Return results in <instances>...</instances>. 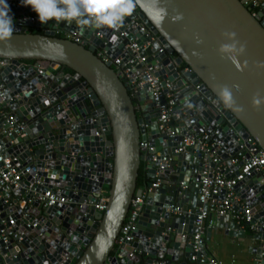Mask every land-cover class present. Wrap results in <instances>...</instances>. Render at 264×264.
Segmentation results:
<instances>
[{
    "label": "water",
    "instance_id": "water-1",
    "mask_svg": "<svg viewBox=\"0 0 264 264\" xmlns=\"http://www.w3.org/2000/svg\"><path fill=\"white\" fill-rule=\"evenodd\" d=\"M7 3L15 31L10 41L0 42V58L8 61L0 81L9 103L4 109L20 125L1 138L7 151L18 157L17 166L30 170L13 192V205L0 197V227L2 219L11 216L23 232L21 239L0 240V264H193L196 253L189 238L197 231L195 214H174L169 206L197 211L203 158L192 148L187 153H176L175 148L190 124L217 141L225 159L248 137L264 149V9L254 16L241 0H136L144 22L166 49L157 58L162 66L158 74H168L176 90L175 112L180 118L174 117L176 135L169 136L158 128L160 113L150 92L140 91L137 110L124 81L97 57L93 45L86 47L55 30L78 31L111 53L123 49L127 38L108 28L81 33L74 23L55 21L40 24L49 28L44 33L31 32L29 27L38 25L31 21V7L21 0ZM181 14L182 19H173ZM225 32H235L236 40L245 45V52L237 56L239 68L228 58L234 54L219 52L221 45L233 43ZM97 33L105 36L106 45ZM159 47L156 43L152 52ZM220 85L231 89L241 111L218 103ZM257 93L259 110L253 106ZM11 126L0 113V132ZM145 140L153 150L140 146ZM166 154L172 156L171 168L159 190L147 195L135 224V240L118 247L131 201L144 187H137L141 164L151 185ZM171 174L176 178L168 187ZM181 182L189 188L182 189ZM47 188L69 201L61 207L44 206L40 195ZM103 189L109 201L100 211L96 203ZM236 190L252 207L251 222L264 223L262 174L253 172ZM219 221L228 234L246 235L234 219L223 216ZM211 230L207 229L206 243ZM255 239H264V234ZM253 252L264 264L262 245L253 246Z\"/></svg>",
    "mask_w": 264,
    "mask_h": 264
},
{
    "label": "built area",
    "instance_id": "built-area-1",
    "mask_svg": "<svg viewBox=\"0 0 264 264\" xmlns=\"http://www.w3.org/2000/svg\"><path fill=\"white\" fill-rule=\"evenodd\" d=\"M241 1L251 9L254 16H259L260 11L264 9V0ZM140 13L141 11L136 3L133 14L126 18L118 31H115L119 36L127 38V42L121 50H118L120 47L117 45L116 49L118 51L113 53L108 52L100 44L94 43L90 38L84 37L78 31L71 32L57 28L55 33L86 47L93 45L97 57L104 63L111 65L124 81L137 110L140 111L138 100L140 91L144 89L150 92L160 113L158 117L159 130L167 131L169 136H174L176 135V131L172 128V125L175 124L174 117L180 118V113L175 112L176 90L174 89V82L168 78V74H158L162 66L157 58L166 49L160 41L159 35L147 26ZM260 19H264V15L260 16ZM31 21L39 26L41 24L36 13L31 16ZM43 28L44 31L49 29L46 26ZM97 36L104 45L107 44L103 34L97 33ZM156 43H159L160 47L152 52ZM7 65L8 61L0 58V72ZM183 67L185 70H191L187 65ZM199 87L200 84L196 85V88ZM4 89L5 83L0 81V113L12 126L9 129L3 128L0 132V197L4 198L5 203L13 205V192L21 186L23 175L30 169H21L17 166L18 157L7 151L1 138V134H9L12 128L20 125L4 109L5 105L9 104L6 101ZM181 135L182 139L178 142L175 152L187 153L192 148L194 152L200 154L203 158V178L200 181V192L198 194L200 205L197 207L196 212L191 208L183 210L175 204H171L169 209L172 213L179 215H191L193 212L195 214L194 225L197 227V231L189 238V243L196 253L193 257L194 263L198 261L199 264H223L217 257L208 254L206 249L204 250L207 229L212 227L215 222L213 216H225L234 219L242 229L249 230L254 237L264 234V223L251 222L253 217L252 207L246 203L236 190V186L253 172L261 173L264 179V149L255 140L248 137L245 140L247 143L243 142L235 154L225 159L220 153L219 143L211 139L206 133H197L190 124L186 125L185 131H181ZM140 146L147 151L154 149L148 140L141 141ZM152 159L157 160V156L154 154ZM171 161L172 156L170 154L163 155L160 158L151 185H148L147 181L144 184L142 193L133 197L129 213L117 237L118 247L135 240L133 232L142 212L145 199L149 193H156L162 186L164 174L171 168ZM181 188L188 189L189 184L181 182ZM180 194L182 198L187 199L183 191H180ZM40 199L44 206L57 205L58 207L69 201V198L58 194L57 190L53 188H47L40 195ZM108 201V190H101L100 200L96 203V208L105 211ZM188 201L190 202V200ZM1 223L0 240L8 242L11 238L21 239L23 232L19 233L20 225L13 217L9 216L8 220L2 219ZM261 245L263 248L262 254L264 255V239H262ZM135 252L136 250L130 252L129 256H133Z\"/></svg>",
    "mask_w": 264,
    "mask_h": 264
},
{
    "label": "clouds",
    "instance_id": "clouds-1",
    "mask_svg": "<svg viewBox=\"0 0 264 264\" xmlns=\"http://www.w3.org/2000/svg\"><path fill=\"white\" fill-rule=\"evenodd\" d=\"M21 2L24 6L31 7L38 15L41 24H48L50 21L67 25L74 23L81 33L85 30L105 28L118 31L126 18L133 14L136 6V0H21ZM10 12L11 8L7 0H0V42L10 41L13 37L15 26L14 18ZM182 18V14L173 17L174 20ZM224 36L233 43L221 45L219 52L222 56L234 54L228 58L239 68L237 56L245 52V45L236 40L235 32H225ZM111 42L116 44L117 37L115 35ZM197 42L202 43L200 40ZM218 103H222L225 108L235 107L236 111L242 110L236 107L232 91L227 85L218 86ZM261 104L262 101L257 93L253 98V106L259 110Z\"/></svg>",
    "mask_w": 264,
    "mask_h": 264
},
{
    "label": "crops",
    "instance_id": "crops-1",
    "mask_svg": "<svg viewBox=\"0 0 264 264\" xmlns=\"http://www.w3.org/2000/svg\"><path fill=\"white\" fill-rule=\"evenodd\" d=\"M38 29L44 30L39 25L29 27L28 30ZM175 178L176 176L169 175L166 179L168 181L166 186L169 187ZM144 184L140 187H143ZM213 218L215 222L211 227L210 240L206 243L205 247L208 254L214 255L223 264H262L261 262H257L256 255L253 252V246L261 245L262 240L255 239L249 230H246L245 236L238 233L230 235L225 230L224 222L219 221L220 217L213 216Z\"/></svg>",
    "mask_w": 264,
    "mask_h": 264
},
{
    "label": "trees",
    "instance_id": "trees-1",
    "mask_svg": "<svg viewBox=\"0 0 264 264\" xmlns=\"http://www.w3.org/2000/svg\"><path fill=\"white\" fill-rule=\"evenodd\" d=\"M30 31L31 32H36V33H44L43 29L30 30ZM65 70H66V72H74L73 69H71L69 67H65ZM147 181H149V177L147 175V171H146L145 165L141 164V166L139 168V175H138V178H137V187H140L142 184L146 183Z\"/></svg>",
    "mask_w": 264,
    "mask_h": 264
}]
</instances>
